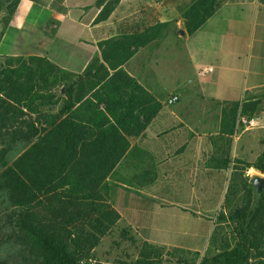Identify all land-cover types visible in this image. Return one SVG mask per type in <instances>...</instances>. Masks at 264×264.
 <instances>
[{
  "label": "trees",
  "instance_id": "1",
  "mask_svg": "<svg viewBox=\"0 0 264 264\" xmlns=\"http://www.w3.org/2000/svg\"><path fill=\"white\" fill-rule=\"evenodd\" d=\"M9 1L12 6L0 19V42L19 2ZM119 1L107 2L97 21L107 20ZM156 1L182 16L187 34L219 5V0ZM168 26L100 43L101 55L80 74L45 58L0 56V240L16 244L18 264H83L123 223L105 193L108 179L162 107L122 66ZM259 106L243 104L241 115L252 118ZM238 109L233 104L223 112L222 135L233 134ZM222 140L213 138L212 164L227 171L233 163L231 141L222 146ZM235 162L264 175V149L254 162ZM233 189L199 261L197 252L189 262L183 249L166 252L140 241L132 264H164L165 257L176 264H264V188L258 193L241 179L242 195L230 209Z\"/></svg>",
  "mask_w": 264,
  "mask_h": 264
},
{
  "label": "crops",
  "instance_id": "2",
  "mask_svg": "<svg viewBox=\"0 0 264 264\" xmlns=\"http://www.w3.org/2000/svg\"><path fill=\"white\" fill-rule=\"evenodd\" d=\"M108 1L19 0L1 39L0 56L45 58L80 74L101 55L100 43L159 24L182 23L174 8L156 0H120L107 20L97 21ZM208 67L212 72L201 76L199 72ZM123 69L162 108L131 142L105 193L140 241L200 252L157 235L158 221L148 219V212L158 217L174 209L179 216L205 221L200 212L175 201L178 197L166 185L211 183L216 170L212 137L220 133L223 112L238 104V117L243 104L264 105V5L259 0H219L214 14L193 34L179 36L174 28H165L135 50ZM170 96L178 101L165 107ZM220 171L225 170H216ZM209 223L206 247L213 226Z\"/></svg>",
  "mask_w": 264,
  "mask_h": 264
},
{
  "label": "rangeland",
  "instance_id": "3",
  "mask_svg": "<svg viewBox=\"0 0 264 264\" xmlns=\"http://www.w3.org/2000/svg\"><path fill=\"white\" fill-rule=\"evenodd\" d=\"M9 1V0H8ZM109 2V1H108ZM12 6V2L7 0H0V19L4 16L7 7ZM182 23L179 26H174V24H169L168 28H174L175 32L180 29L185 31L184 19L180 15ZM170 58L172 55L169 56ZM130 57L123 66L131 59ZM122 66V68H123ZM162 76L166 79V85H168L167 76L163 73ZM157 81V77L155 78ZM63 91V90H62ZM58 95H61L59 90ZM165 106V104H164ZM171 107V106H165ZM53 108V107H51ZM262 112L256 115L259 120V127L252 130L237 129L236 122L233 130L232 137L222 135L219 133L217 136L212 138H217L221 135L222 139L226 141L230 140V158L233 163H231L227 171L216 172L213 177V181L208 184H203L201 181L194 182L193 184H181L169 182L166 186L168 191H173L178 197V203L182 204L184 209H189L191 212H200L201 217L205 218V221H199L194 218H189L187 216H179L178 214L172 212V210L165 211L162 215L154 217L151 212H148V219L151 217V221H158V233L161 237L169 242L172 240L176 241L185 249L198 250L199 257H195L196 252L184 250V254L181 255L187 261H192L198 259V261L206 254V243L207 238L205 234L209 233L214 227V221L217 215L221 211H227L228 208L223 205L224 198L231 193V188L234 197L233 204L229 208L235 207L238 199L241 197V179L248 181L252 184V180L256 177L264 178V175L255 171L254 169L243 170V166L236 164V160L254 162L255 159L264 149V105L260 106ZM56 111V107L53 108ZM237 121V118H236ZM237 132V133H236ZM236 133V141L234 136ZM133 139L132 142H135ZM222 140L220 142L222 146H225V142ZM233 141L235 143L233 144ZM217 143V142H216ZM218 142V145H220ZM235 145V150L232 151V146ZM241 145L240 150L237 149ZM216 169V168H214ZM236 171V172H235ZM234 185V186H233ZM236 187V188H235ZM182 197V199H181ZM176 212V211H175ZM207 219V220H206ZM122 221V220H121ZM209 221V222H208ZM120 222L112 232L102 239L100 245L95 249L93 259L97 264H132L138 255V248L140 246V240L137 238L135 232ZM126 229V231H125ZM153 229V228H152ZM150 230V229H149ZM211 230V232H212ZM15 243L0 240V264H18L21 262L19 252L20 250H15ZM172 248H166V252L172 251ZM164 264H176L175 260L168 257L164 258Z\"/></svg>",
  "mask_w": 264,
  "mask_h": 264
},
{
  "label": "built area",
  "instance_id": "4",
  "mask_svg": "<svg viewBox=\"0 0 264 264\" xmlns=\"http://www.w3.org/2000/svg\"><path fill=\"white\" fill-rule=\"evenodd\" d=\"M212 72V68L208 67L205 69H202L199 74L201 76L206 75L207 73ZM178 101V97L177 96H170L167 101L164 103L165 106H171L173 104H175ZM259 127V120L257 118H249L246 116H242V115H238L237 117V121H236V129L238 131V129H243V130H252L255 128ZM237 133V132H236ZM236 133H235V139H236ZM83 264H97L96 261H94L93 259H88L86 262H84Z\"/></svg>",
  "mask_w": 264,
  "mask_h": 264
},
{
  "label": "water",
  "instance_id": "5",
  "mask_svg": "<svg viewBox=\"0 0 264 264\" xmlns=\"http://www.w3.org/2000/svg\"><path fill=\"white\" fill-rule=\"evenodd\" d=\"M178 35L179 36H184L185 35V31L180 29L178 31ZM252 186L254 189L257 190L258 193L261 192V190L264 188V178L261 177H256L252 180Z\"/></svg>",
  "mask_w": 264,
  "mask_h": 264
}]
</instances>
